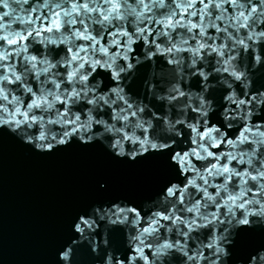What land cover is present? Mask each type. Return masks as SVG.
<instances>
[{
    "label": "clouds",
    "instance_id": "clouds-1",
    "mask_svg": "<svg viewBox=\"0 0 264 264\" xmlns=\"http://www.w3.org/2000/svg\"><path fill=\"white\" fill-rule=\"evenodd\" d=\"M5 132L163 162L80 211L55 264H264V0H0Z\"/></svg>",
    "mask_w": 264,
    "mask_h": 264
},
{
    "label": "water",
    "instance_id": "water-1",
    "mask_svg": "<svg viewBox=\"0 0 264 264\" xmlns=\"http://www.w3.org/2000/svg\"><path fill=\"white\" fill-rule=\"evenodd\" d=\"M164 175L163 162L152 157L121 160L100 144L75 142L40 154L5 132L0 145V264H55L80 211L96 201L143 198Z\"/></svg>",
    "mask_w": 264,
    "mask_h": 264
}]
</instances>
